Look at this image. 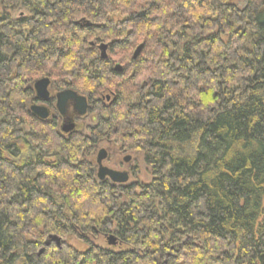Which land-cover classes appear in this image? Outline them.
<instances>
[{
  "label": "trees",
  "instance_id": "16d2710c",
  "mask_svg": "<svg viewBox=\"0 0 264 264\" xmlns=\"http://www.w3.org/2000/svg\"><path fill=\"white\" fill-rule=\"evenodd\" d=\"M44 76L86 134L32 116ZM112 138L148 182L97 179ZM0 264H264V0H0Z\"/></svg>",
  "mask_w": 264,
  "mask_h": 264
},
{
  "label": "flooded vegetation",
  "instance_id": "af4514ba",
  "mask_svg": "<svg viewBox=\"0 0 264 264\" xmlns=\"http://www.w3.org/2000/svg\"><path fill=\"white\" fill-rule=\"evenodd\" d=\"M29 88H30V91H31V96L29 97V100L27 101L29 109H30L31 106H34V105H38V106L41 105V106H44L46 108V110H47V117L44 120H41V119L37 118L33 114H32V116L34 118H36L37 120H39V121L47 122V123H50V124H55L54 125L55 129H56L57 133L61 137L67 138V137H69V136H71L73 134H81L82 135L85 132H87L89 126H91L95 122V114L91 115V113L93 111L91 109L94 108V106H93L94 105V101H98V99H96L94 101L93 100L91 101L87 94L80 93L77 90L73 89V87H57L51 79H50V85L47 88V92H48L47 93V97L44 100H41V99L37 98V92H36V90L33 87V83H32L31 86H29ZM67 88L73 89V90L77 91L79 94H83V95H85L87 97L89 108H88V111H87L86 115H84L82 117L77 116L76 112L73 110V107L69 108V110L67 111L66 115L61 114L57 110V108H56V94L61 92V91H63L64 89H67ZM102 99L103 98L101 97V100ZM106 99H109V95H106ZM69 124L72 126V129H70L68 131H64L63 129L65 127H67ZM103 142L99 141L98 144L94 145V149L92 150V153H91L92 155H93V152L96 149L103 148V147H99V146H101L103 144ZM99 151H98V154H97L95 159H93V157H92V160H93L92 170L94 171L95 176L97 177V179H99L98 178L99 168L103 166L104 161L107 160L108 157H111L113 155L112 154L113 152L110 151V150H109L110 153H107V151H102L100 153ZM109 154H112V155H109ZM123 159L125 160V162L130 160L129 157H124ZM125 162H124V164H125ZM123 167L124 168L121 171L122 172H126L128 174V176H129V178H130V170H131V168H133V166L130 167V166H127V165L126 166L123 165ZM104 168H108V167L104 166ZM109 169L117 170V169H113V168H109ZM99 180L100 181H104V180L110 181V179L108 177H105V178L99 179ZM110 182L113 185H118V186L122 185V184H118V183H113L112 181H110Z\"/></svg>",
  "mask_w": 264,
  "mask_h": 264
},
{
  "label": "water",
  "instance_id": "95a60500",
  "mask_svg": "<svg viewBox=\"0 0 264 264\" xmlns=\"http://www.w3.org/2000/svg\"><path fill=\"white\" fill-rule=\"evenodd\" d=\"M100 50V55L104 59L106 58V49L107 44H100L98 46ZM143 48V44L138 45V47L133 52V59L137 58L138 55L141 53ZM116 70H120V66L117 65ZM50 85V79L48 76H44L33 81V87L37 92V98L44 100L47 97V88ZM70 107H73V110L76 112L77 116H84L87 114L89 105L87 101V97L83 94H79L77 91L67 88L63 91L56 94V108L57 110L66 115L67 111ZM30 111L33 115L37 118L44 120L47 117V110L44 106L41 105H34L30 107ZM72 129V126L69 124L63 130L68 131ZM108 177L110 181L113 183L124 184L128 181L129 176L126 172H120L116 170H112L109 168L100 167L98 171V178L103 179ZM51 241L55 242V244L60 247L61 239L56 235H50L48 241L45 245H48ZM108 245H115V237L110 235L108 237ZM42 251V249H41ZM40 251V252H41Z\"/></svg>",
  "mask_w": 264,
  "mask_h": 264
},
{
  "label": "rangeland",
  "instance_id": "374dc122",
  "mask_svg": "<svg viewBox=\"0 0 264 264\" xmlns=\"http://www.w3.org/2000/svg\"><path fill=\"white\" fill-rule=\"evenodd\" d=\"M233 2L238 5V6H242L245 2V0H233ZM73 88H78V87H73ZM80 90V89H78ZM79 92V91H78ZM102 103L104 105L108 104L110 102V97L109 99H106V96L102 97ZM94 113H91V115ZM86 134V132H85ZM99 147H103L100 149H96L93 152V155L91 157H93V159L96 158L98 151L101 153L102 151H107V153H110V151H112V155L111 157H108L107 160L104 161L103 166H106L108 168H113V169H117L118 171L120 170V172H122L121 170L124 168V166H133V168H131L130 170V178L128 179V181L122 185H129L131 183L134 182H148L150 180V169L148 167V165L145 163L144 161V155L140 154L139 152H134V151H126L124 149L121 148V144L119 143V141L115 140V139H108L106 141L103 142V144ZM110 151H109V150ZM86 151V150H85ZM84 151V154L87 152ZM84 157V155L82 156ZM85 157L89 158V155H85ZM114 157V158H113ZM124 157H129L130 160L126 161L123 159ZM124 160V161H123ZM125 162V164H124ZM123 164V165H122ZM116 170V171H117ZM135 172V173H133ZM119 184V183H118ZM114 236V235H112ZM108 237L106 238H100L99 239V244L101 246L104 247H108ZM71 244L79 246V247H83L84 245H78L77 242L75 240H71L70 241ZM115 248L119 249L120 246L117 245L115 246Z\"/></svg>",
  "mask_w": 264,
  "mask_h": 264
}]
</instances>
